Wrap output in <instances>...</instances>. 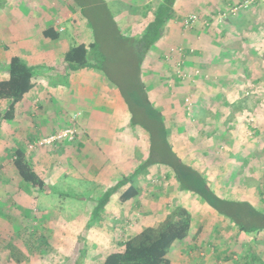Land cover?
<instances>
[{
  "label": "crops",
  "instance_id": "obj_1",
  "mask_svg": "<svg viewBox=\"0 0 264 264\" xmlns=\"http://www.w3.org/2000/svg\"><path fill=\"white\" fill-rule=\"evenodd\" d=\"M103 1L108 0H100ZM109 1L117 3L115 0ZM124 1L125 5L120 6V0L119 8H114L115 24L122 26L124 32L141 35L153 19L159 0ZM243 1L177 0L176 17L167 23L163 35L145 57L141 69L145 71L147 67L150 73L145 71L142 75L141 71L138 85L146 87L156 105L163 109L162 112L158 111L160 116L158 114L154 120L163 121L160 135H174L179 147L182 146L183 135H189L194 138L193 141H200L196 148L198 154L223 156L220 164L199 166L200 171L205 172L209 181L220 184L221 178H226L227 182L237 181L240 191L235 193L231 190L229 198L242 197L241 201L264 210V0H257L236 13H229L224 21L219 19V13L229 11ZM149 4H152L150 8ZM81 12L82 7L76 5L73 10V5L59 0H0V80L9 78L7 66L13 55H19L36 68L35 87L17 104L15 118L0 125V130L4 128L5 133L7 124H14L11 135L0 133V152H5L2 146L10 145L13 151L25 149L28 155L25 140L32 142L70 124L69 115H64L62 111L60 114L53 99H61L64 93L72 89L78 91L85 72L92 76L99 74V69L92 67L72 70L64 61V55L71 47L78 44L89 47L96 41L92 22ZM193 14L198 18L187 27V19ZM50 27L57 29L59 38L45 35V30ZM110 28L116 27L112 24ZM180 48H183L182 53L178 51ZM168 56H173L172 61L169 60L172 62L170 72L166 68L161 69V63L157 62L162 58L164 64L169 63L166 59ZM152 61L153 68L150 67ZM179 68L188 74L186 79L179 77ZM104 82L105 88L111 86L108 81ZM247 92L254 96L246 98ZM105 96L101 98L107 99V103L115 109L113 112H116L110 119L113 126L108 124L103 113L91 121L82 120L85 134L77 141L78 147L88 142V138L92 139L90 142L95 147H101L116 135L125 138L131 135L127 133L129 127L120 132L119 124L128 123V118L125 120L118 106H113L111 95ZM187 97L191 98V105L187 104ZM151 129L152 125L147 131L149 134ZM8 139L14 142L8 144ZM209 140L213 141L215 147H210ZM221 144L223 147H220ZM14 199L23 202L22 192L16 193ZM25 199L28 202V198ZM201 199L205 200L203 197ZM212 212L220 218L223 216L214 210ZM25 214L27 217L30 213ZM24 232L10 233L5 229L0 234L17 236ZM242 233L250 235L252 244L255 242L253 252L246 257L245 252L234 251L230 252V257L237 260H232L227 254L229 243L221 248L220 244H210L208 241L205 247L197 246L198 255L205 252L207 264H221L222 260H226L222 264H232L231 261H239L241 253L244 259L240 264H264V239L259 237L261 234L255 236L238 232L240 236ZM11 241L16 242L14 239ZM221 254L226 256L222 258ZM251 254H258V259ZM216 257L221 260L217 261ZM12 261L9 263V259L7 263L34 264L27 260ZM59 264L66 263L60 261Z\"/></svg>",
  "mask_w": 264,
  "mask_h": 264
},
{
  "label": "rangeland",
  "instance_id": "obj_2",
  "mask_svg": "<svg viewBox=\"0 0 264 264\" xmlns=\"http://www.w3.org/2000/svg\"><path fill=\"white\" fill-rule=\"evenodd\" d=\"M59 1L66 5H73V10L77 5L75 0ZM115 1L117 3L105 1L108 4L107 9L113 10V15L116 13L114 8H119L120 0ZM122 2H119L120 6L125 5V1L122 0ZM83 4H86V7L83 6L81 14L91 22H95L91 18L106 17V6L100 0H90L89 3ZM104 27V23L100 27L96 23L94 31L98 34L96 37L99 38L101 47L106 49L107 41L109 39L111 41L110 36L107 38L108 33L112 31L114 34L115 31ZM117 28L126 38L130 37L126 39L131 41L127 56L134 57L132 54H135L134 51L138 48L136 41L140 35L134 36L131 32H124L120 25ZM172 58L173 56H168L166 59L169 62ZM171 61L164 64L162 58L157 60L161 63L160 68H166L168 72L171 70ZM116 62L114 70L105 69L107 74L102 69L98 70L99 74L96 76L85 72L86 75L82 76L81 88L78 91L72 89L64 93L61 99H53L58 112L62 114V111L64 115H69L70 124L75 123L77 129L75 140L59 141L50 146L35 149H31L30 142L27 143L25 140L28 145V160L45 179L47 191L38 190L37 192L31 183L24 181L12 163L13 149L9 147L10 145L2 146L5 152H0V233L5 229L10 233L12 231L21 233L22 230L25 232L17 236L11 235L12 237L9 234L7 236L0 234V264H6L9 259V263L14 262L13 259H19L32 261L34 264L49 262L59 264L60 261L66 264H102L109 253L123 250V244L128 238L147 226H159L179 206H184L190 211L191 228L185 239L176 241L171 247L169 256L173 264H207V254L204 252L203 255H198L200 252L197 250L205 247L207 241L210 244H220L221 248L229 243L227 248L229 257L230 252L234 251L245 252L246 257L255 247V242L252 244L250 241V235L242 233L240 236L238 232L241 230L238 226L236 227L233 220L223 218L221 215L222 218H220L212 212L211 206L205 204L206 200L201 199L200 192L197 193L179 182L173 169L168 165L169 161L178 158L206 177L199 166L218 165L222 162L223 156L206 155L202 152L198 154L196 148L200 141H193L194 138H190L189 135H183L181 147L177 146L174 135H160L158 132L160 129L152 121L158 117V114L160 116L159 112L163 109L156 105L157 103L145 87L148 92L147 100L143 92L144 87L138 85L134 73L137 71L136 68H139L140 74L141 67L137 64L128 66L129 62L124 59ZM150 67H154L153 61ZM148 69L145 68L146 73H150ZM145 71L143 69L142 75ZM104 81H108L111 86L105 88ZM102 95H111L113 106H118L125 120L128 118V123L125 122L124 125L120 123L119 128L120 132H124L129 127L130 130L127 133L131 135H127L126 138L116 135L101 147L98 145L95 147L94 143L90 142L92 139L88 138V142L78 147L77 141H80L85 134L82 131V120L91 121L103 113L104 118L109 121L108 124L113 126L110 119L116 114L113 112L115 109L107 103V99L105 101L101 98ZM253 96L249 92L246 98L251 99ZM116 97L117 102H115ZM262 97L264 99V95ZM182 101L184 103V97ZM1 105L3 109L6 103L3 102ZM78 119H80L79 122H77ZM161 120H163L162 117ZM151 125L152 133L149 134L147 131ZM65 127L52 134L58 133ZM13 128V122L8 123L5 133H3L4 128H1L0 133L11 135ZM169 128L170 124H168V132H170ZM10 142L14 141L8 139V144ZM209 143L210 147H215L212 140H209ZM220 147L223 145L221 144ZM240 178L242 179L241 175ZM206 180L208 187L220 197L230 201H241L242 197L239 199L233 196L230 199L228 194L231 190L235 193L240 191L237 181L227 182L226 178H221L220 184ZM125 181L130 182L122 190L133 183L139 188L140 193L127 202H122L120 194L115 193L105 210L94 213L93 210L98 206L100 196L107 188ZM19 191L24 196L22 204L14 199ZM25 197L28 198V202L25 201ZM25 213L30 214L26 217ZM245 234L250 233L245 232ZM259 234H261L259 237L264 239V229L251 232V235ZM12 239L16 242L11 241ZM244 255L240 253V259L235 263L240 264ZM251 255L258 259L256 256L258 254ZM221 256L224 258L226 255L221 254ZM216 258L217 261L221 260L219 257ZM231 258L237 260L233 256ZM224 261L226 260H222L221 264ZM231 263L235 264L233 261Z\"/></svg>",
  "mask_w": 264,
  "mask_h": 264
},
{
  "label": "trees",
  "instance_id": "obj_3",
  "mask_svg": "<svg viewBox=\"0 0 264 264\" xmlns=\"http://www.w3.org/2000/svg\"><path fill=\"white\" fill-rule=\"evenodd\" d=\"M75 1L82 8L86 6L83 3L90 2V0H80L83 3L78 0ZM176 3L177 0H159L153 19L147 24L136 41L138 48L134 51L135 54H132L134 57L131 58L127 56L131 41L126 40L130 37L126 38L122 31L117 28L113 12L107 9L106 2L103 1L102 4L106 6L107 10L106 17L101 19L91 18L95 21L91 24L95 27L98 23V27H100L104 23L106 29H111L112 24L115 25L116 28H113L115 33L109 32V35L107 34V38L111 37V41L110 39L107 41V48L101 47L99 38L96 37V41L89 47L85 44H78L68 49L64 55V61L72 70L92 67L102 69L105 74H107L105 69L112 68L114 70L117 65L116 61L120 59L129 62L128 66L137 64L141 67L149 51L163 35L167 23L176 17ZM151 6L152 4L148 5L149 8ZM44 33L47 37L53 39L60 36L57 29L53 27L46 29ZM97 35L95 32V36ZM7 69L9 78L0 80V125L4 121H11L15 118L17 104L35 87L36 68L19 55L11 57ZM136 69L137 71L134 73L136 75L134 76L139 81L140 69ZM109 79L111 80L110 77ZM143 92L148 100L145 88H143ZM3 102L6 105L1 109ZM152 122H155V125L160 129L159 133L162 134L163 121L159 122L158 119V121ZM11 156H13L14 167L24 181L31 183L37 189V192L38 190L40 192L47 191L45 179L31 165L25 149H15ZM168 165L173 169L179 182L197 193L200 192L199 194L215 212L233 220L239 230L253 233L259 229H264V210H260L246 201H230L220 197L208 187L206 177H203L191 166L185 165L178 158L169 161ZM129 182H119L107 188L104 194L100 196L98 206L93 210L94 213L105 210L115 193L120 194L119 197L122 202H127L136 197L140 190L135 184L130 183L127 188L122 190ZM190 228L191 213L186 207L179 206L159 226H147L136 235L128 238L123 244L124 249L109 253L102 264H172L169 251L176 241L183 240L189 235Z\"/></svg>",
  "mask_w": 264,
  "mask_h": 264
},
{
  "label": "built area",
  "instance_id": "obj_4",
  "mask_svg": "<svg viewBox=\"0 0 264 264\" xmlns=\"http://www.w3.org/2000/svg\"><path fill=\"white\" fill-rule=\"evenodd\" d=\"M256 1L257 0H244L241 3L234 5L229 11H224L220 13L219 19L220 20L226 19L229 13L230 14L236 13L237 10L241 8H246ZM197 18L198 17L195 14L190 15L187 19L186 26L190 27L191 25H193L196 22ZM178 51L179 53H182L183 48L178 49ZM196 73H199V71H196ZM178 74H179V77H181L182 79H186L188 77V74L185 71H183L181 68L178 69ZM247 94H249V92H247ZM186 102L191 104V98L187 97ZM74 121H75V118H74ZM76 134H77V129H76L75 123L73 122L72 124L67 125L64 129H62L56 134L42 136L30 142V148L35 149L38 147H46V146H50L59 141H73L75 140L77 136Z\"/></svg>",
  "mask_w": 264,
  "mask_h": 264
}]
</instances>
